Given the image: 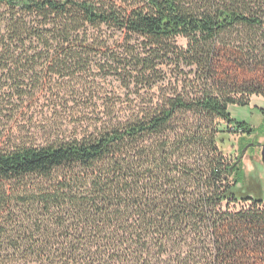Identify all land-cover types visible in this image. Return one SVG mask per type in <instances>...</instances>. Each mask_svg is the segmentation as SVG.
Masks as SVG:
<instances>
[{"label": "trees", "instance_id": "16d2710c", "mask_svg": "<svg viewBox=\"0 0 264 264\" xmlns=\"http://www.w3.org/2000/svg\"><path fill=\"white\" fill-rule=\"evenodd\" d=\"M222 55L250 75L219 73ZM256 94L264 0H0V264L264 250V198L224 148Z\"/></svg>", "mask_w": 264, "mask_h": 264}, {"label": "rangeland", "instance_id": "374dc122", "mask_svg": "<svg viewBox=\"0 0 264 264\" xmlns=\"http://www.w3.org/2000/svg\"><path fill=\"white\" fill-rule=\"evenodd\" d=\"M177 42L181 47L187 46V41L184 38H178ZM172 65L167 68L170 70L167 77L174 83L178 81V84L183 86L196 78L194 70L191 72V69L194 68L183 65L182 69H184V72H180ZM216 68L219 73H226L227 69H229L233 74L239 75L240 78L250 75L245 69L237 68L228 62L226 55H222L216 60ZM229 111L232 117L246 122L251 129V133L227 134L224 148L228 155L234 159L238 158L244 164L246 176L244 183H242L243 188L251 190L252 194L261 192V196L264 198V162L262 159L264 145V96L260 94L253 95L248 106L231 105ZM243 245L246 249L243 250L242 255L230 264H264V250L258 249L252 238L245 240Z\"/></svg>", "mask_w": 264, "mask_h": 264}, {"label": "water", "instance_id": "95a60500", "mask_svg": "<svg viewBox=\"0 0 264 264\" xmlns=\"http://www.w3.org/2000/svg\"><path fill=\"white\" fill-rule=\"evenodd\" d=\"M262 159H263V162H264V145H263V151H262Z\"/></svg>", "mask_w": 264, "mask_h": 264}]
</instances>
